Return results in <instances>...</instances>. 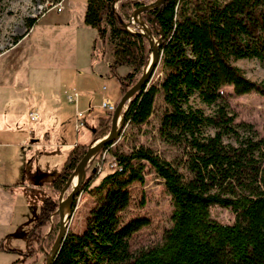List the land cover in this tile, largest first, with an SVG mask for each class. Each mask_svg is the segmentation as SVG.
Listing matches in <instances>:
<instances>
[{"label":"trees","instance_id":"trees-1","mask_svg":"<svg viewBox=\"0 0 264 264\" xmlns=\"http://www.w3.org/2000/svg\"><path fill=\"white\" fill-rule=\"evenodd\" d=\"M144 4L86 0L83 23L96 30L101 44L97 51L92 43L91 56H104L107 39L113 44L109 74L116 77L121 95L139 80L150 55L147 38L125 27L131 13ZM141 18L155 37L159 38L156 31L162 34L159 75L131 96L122 127L147 122L160 96L158 132L180 149V156L170 161L143 145L127 152L113 149L116 167L93 186L104 168L103 153L116 138L104 145L95 154L98 165L79 188L97 195L96 204L82 232L66 233L51 264H264V137H258L250 124L235 123L229 94L222 90L230 85L234 95L264 96V83L247 78L236 64L257 59L264 65V0H165L143 11ZM36 22L37 17L27 18L26 32L15 37V43ZM120 67L128 71L121 74ZM112 114L104 111L95 125L82 116L92 142L109 133ZM89 145L76 142L46 184L49 192L26 232V246L5 247L0 240L2 252L18 256L10 264L34 259L33 264L39 254L40 264H45L59 229L55 211L61 190ZM145 164L162 179L171 207L170 225L159 242L133 250L131 237L148 219L123 221L121 212L130 202L128 186L144 181ZM213 205L229 209L234 221L212 218ZM75 206L76 196L71 213Z\"/></svg>","mask_w":264,"mask_h":264},{"label":"rangeland","instance_id":"rangeland-1","mask_svg":"<svg viewBox=\"0 0 264 264\" xmlns=\"http://www.w3.org/2000/svg\"><path fill=\"white\" fill-rule=\"evenodd\" d=\"M68 1L64 4V0H0V142L15 144L14 148L8 146L5 149H10L11 154L5 153L4 156L7 155L8 161L16 166V182L10 187L9 194H0V240H3L5 247L23 249L26 246V232L38 214L42 197L49 192H46L47 188L41 182L44 178H51L61 168L69 151L68 145L75 142L95 143L87 127L76 129L74 126L75 105L66 101L65 90L68 88H62V85L83 87L79 90L77 110L83 111L92 125L104 114L100 106L103 97L109 98L115 108L122 97L120 94L116 98L119 93L118 82L116 77L109 74V69L105 67L100 72L97 69L100 63L104 65L103 58L95 59L97 52L91 56L92 32L88 30L93 28L85 25L82 17L78 19L84 9V2ZM144 1L147 4L154 0ZM57 6L62 9L65 7L57 11ZM134 12L127 27L142 32L138 22L142 21L141 16L138 18ZM34 17H37L36 24L15 43V37L26 32V19ZM67 20L69 24H66ZM151 36L157 40V37ZM236 64L247 78L264 83V65L257 59H240ZM158 68L150 82H154L159 75ZM127 71V67L119 68L121 74ZM90 74L95 77L92 79ZM102 86L106 87L104 94L100 92ZM222 90L229 94V110L235 123L250 124L258 137H264V96L256 92L234 95L230 85H225ZM52 102L56 103V107ZM125 106L126 103L119 115H122ZM33 108L38 109L39 122L34 123L32 131L27 115ZM162 109L161 97L158 96L147 122L140 125L127 123L121 127L116 140L103 153L104 168L93 186L111 172L113 149L127 152L134 146L143 145L170 161L180 156V149L159 135ZM205 110L210 111L209 108ZM16 124L25 130H19ZM45 133L49 138L44 137ZM27 134L29 138L26 140ZM34 134L41 136L32 142L31 135L34 137ZM97 165V156L94 155L86 165V175ZM143 172L142 183L134 182L128 186L130 202L121 212L123 221L135 217L148 219V224L131 237L133 250L159 242L163 230L170 225L171 207L168 196L163 192L162 179L148 164H145ZM70 190L71 186L59 197L61 203ZM96 199L97 195L86 190L79 191L66 233L84 230ZM55 213V219L59 221L58 213ZM210 214L221 223L230 224L234 221V214L218 205L210 208ZM51 225L52 222L42 232L48 231ZM17 257L16 254L0 250V264H10ZM42 259V254L35 256L33 264H40ZM33 261L22 259L20 264H32Z\"/></svg>","mask_w":264,"mask_h":264},{"label":"water","instance_id":"water-1","mask_svg":"<svg viewBox=\"0 0 264 264\" xmlns=\"http://www.w3.org/2000/svg\"><path fill=\"white\" fill-rule=\"evenodd\" d=\"M164 1L165 0H154L153 2L144 4L143 6L139 7L136 10L139 12V14L141 16V13L143 11H148V10H152L154 8L160 7L164 3ZM132 13L130 15L128 24H125V27H126L127 30H129L127 25L130 24ZM137 31L138 30H135V31H132V32H137ZM138 32H139L140 35H142V36L147 38V36L144 35L141 31H138ZM156 32L159 34V38H157L158 43H157L156 47L152 48L150 41H148L149 42V47H150V52L153 53V58H152V60L150 62H149V59H148V62L146 64V66L144 67L143 73H142L141 77L139 78V80L130 89H128L122 95L120 101L116 105V108H115V110H114V112L112 114L111 127H110L109 133L107 135H105L103 138L96 140L94 144H90L88 146V149H87L86 153L82 156V158L78 162L75 170L73 171V173L71 174V176L69 177V179L67 180L66 184L63 186V188L61 190L60 196L70 186V180H71L72 175L75 173V171H79V173L81 174V178H80V180L77 182V184L75 186L71 187V190H70L69 194L66 197V199L69 202V212H68V215H67V218H66L65 221L63 220V218L61 216V198H59L58 207H57V209L55 211V212L58 213V216H59V229H58V233H57L56 239H55V241H54V243H53V245L51 247V250H50V252L48 254V257H47V259L45 261V264H51L52 263L55 255H56L58 249L60 248L61 243L63 242V239H64V237L66 235L67 222H68V220H69V218L71 217V214H72L71 210H70V205H71V202H72L73 198L79 193V188L81 186V183L83 182V180H84V178L86 176V165H87V163L90 161L91 157L94 156L104 145L113 142L114 139L118 137V134H119V131H120L121 127H122V123H123V119H124L123 118V114H124V112L126 110L127 104L129 103V99L131 98V96L135 92L139 91L143 86L149 84V82H150V80L152 78V75H153L156 67L158 66L159 57H160V45H161V40H162V38H161L162 34L159 31H156ZM149 33L151 35H153L151 33L150 28H149ZM124 103H126V106L124 107L123 113L121 115L120 124H119V126H117V115L121 112V110H122V108L124 106Z\"/></svg>","mask_w":264,"mask_h":264},{"label":"crops","instance_id":"crops-1","mask_svg":"<svg viewBox=\"0 0 264 264\" xmlns=\"http://www.w3.org/2000/svg\"><path fill=\"white\" fill-rule=\"evenodd\" d=\"M64 1H65L64 4L66 2L69 3L68 0H64ZM81 1L84 2V5L85 6H84V9L82 10V13H81V15H80V17L78 19L80 20V18L82 17V21H83V16H84L85 8H86V0H81ZM64 7L65 6H63V9H64ZM70 22L72 23L73 20L72 21L70 20ZM66 24H69V21L68 20L66 21ZM81 27H84V26H81ZM84 29H87V28H84ZM88 31H91L92 32V34L90 35L91 36L90 37V44H92L93 42H95L96 50L99 51L100 50V47H101V44H100V41H99V39L97 37L96 30L93 29V30H88ZM112 53H113L112 43L107 39L106 40V45H105V53H104V56L102 57L103 58L102 60H103L105 66L102 63H100L99 66H98V68H97L99 70V72L102 71V70H104L105 67L109 69V65L113 62V55H112ZM78 73L80 74L81 71H78ZM90 76L92 77V79L95 77V75H92V74H90ZM70 79H71V76H70ZM80 87L83 88L82 86H80ZM62 88H68V89L65 90V95L66 96H67V94H70V93L72 94L73 93L72 90H75V92L77 94V97H76L75 101H73V102H69L68 99H67V97L65 96V99H66L67 102L73 103V105H75V110H74V114H73L74 115L73 123H74V126H75V122H76V111H79V110H77V102H78L79 94H80L79 90H81V88H78L75 85L72 86V87L71 86L68 87L66 84H63L62 85ZM105 89H106L105 86H102L101 87V90H100L101 94H104V90ZM119 95H120V92L116 95V98H118L117 96H119ZM52 105L54 107H56V103L55 102H52ZM83 115H85L84 112H83ZM118 118H120V121H121V116L120 115H118ZM16 127H18L19 130H22V131L25 130L24 127H20L19 124L18 125L16 124ZM10 128L13 129L14 127H10ZM40 136H41V134H36L34 137L31 135V141L32 142L33 141L35 142V140H39L40 139ZM44 137L45 138H49L47 133H45V136ZM27 138H29L28 134H27L26 140H27ZM33 138H35V139H33ZM75 143L68 145L69 146V150L73 147V145ZM16 144L17 145H20L19 143H16ZM14 145H15L14 143H10V142H5V143L0 142V194H7V193L9 194V191L11 190L10 187H12V184L14 182H16V179H15L16 178V176H15L16 166H14V164L11 163V162H9L8 159H7V155H8V153L11 154V151H10V149L5 150L8 146H10V148L11 147L14 148ZM5 153H7L6 157L4 156ZM57 172L51 178H49V179L44 178L42 180L41 183H43L44 187L47 188L46 184L53 179V177L57 174ZM47 191H49L48 188H47L46 192ZM0 224H1V222H0ZM0 232H1V230H0ZM5 257L8 258V256H5Z\"/></svg>","mask_w":264,"mask_h":264},{"label":"built area","instance_id":"built-area-1","mask_svg":"<svg viewBox=\"0 0 264 264\" xmlns=\"http://www.w3.org/2000/svg\"><path fill=\"white\" fill-rule=\"evenodd\" d=\"M58 4H60V3H58ZM56 9H57V11H61L62 7L57 6ZM72 91H73L72 94L70 93V94H67V96H66L69 102L75 101V99L77 97L75 90H72ZM100 106L102 109H104V111H113L115 109V104L106 97L102 98ZM82 116H83V111H80V110L76 111V122H75L76 128H80L83 126ZM38 121H39L38 109L33 108L32 110H30L28 112V115H27V122L31 126L29 128L32 130L33 129L32 126L34 125V123H37ZM110 165H111V168H115L116 167L115 161H112Z\"/></svg>","mask_w":264,"mask_h":264},{"label":"bare ground","instance_id":"bare-ground-1","mask_svg":"<svg viewBox=\"0 0 264 264\" xmlns=\"http://www.w3.org/2000/svg\"><path fill=\"white\" fill-rule=\"evenodd\" d=\"M134 14L139 18L140 14H139V12L137 10H135ZM138 22L140 24V28L142 30V33L144 35H146L148 40L150 41L151 47L155 48L157 43H158V40H156L155 38H153L149 34V28L147 27V25L145 23H143L141 20H138ZM131 31H133V30H131ZM152 58H153V53L150 52V55H149V58H148L149 62L152 60ZM118 115H117V126H119V124H120V118H118ZM80 178H81V174L79 173V171H75V173L71 177L70 186L71 187L75 186L77 184V182L80 180ZM62 203H63V205H62ZM62 203H61V206H62V208H61V216H62L63 220L65 221L66 218H67L68 212H69V202H68L67 199H65V201H63Z\"/></svg>","mask_w":264,"mask_h":264}]
</instances>
